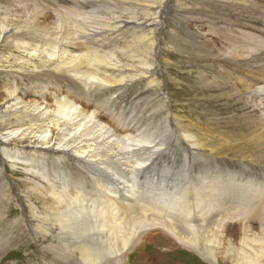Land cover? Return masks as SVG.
<instances>
[{"label":"bare ground","instance_id":"obj_1","mask_svg":"<svg viewBox=\"0 0 264 264\" xmlns=\"http://www.w3.org/2000/svg\"><path fill=\"white\" fill-rule=\"evenodd\" d=\"M227 10L243 21L238 85L205 99H228L226 123L175 110L149 65L130 73L114 56L70 52L102 41L85 17L34 30L43 45L9 43L23 56L0 60L16 65L0 90V159L25 175L15 222L42 264H264V22Z\"/></svg>","mask_w":264,"mask_h":264},{"label":"rangeland","instance_id":"obj_2","mask_svg":"<svg viewBox=\"0 0 264 264\" xmlns=\"http://www.w3.org/2000/svg\"><path fill=\"white\" fill-rule=\"evenodd\" d=\"M84 1L88 3L84 5ZM224 6L246 8L249 13L262 17L260 19L264 22V0H0V23L8 26L9 31L7 38L0 42V60L7 56L10 59L23 56L9 44L12 40L17 38L40 46L44 42L34 30L38 34L46 33L58 18L64 21L66 13L85 17L84 26L104 31L100 38L102 41L72 42V46H68L70 52L84 53L89 50L93 56H114L130 73H140L143 66L149 65L151 79L156 76L162 89L167 93L171 91L169 94L174 109L184 107L182 115L193 119L200 113L205 114V109L208 116L212 111L209 116L211 122H231L234 117L225 119L222 113V105H227V98L221 102L217 100L211 107L205 100L209 94H220L225 85H238L235 79L240 74L236 66L239 62L236 42L239 37L237 31L242 28L243 21L234 20ZM120 21L127 24L117 30L121 26ZM34 61L39 64L36 58L31 62ZM45 69L48 72L54 68L47 65ZM10 70L15 71L16 65L4 68L0 64V90L11 85V74L14 72L10 73ZM180 90L184 91L183 95ZM183 104L186 106L180 107ZM8 128L0 122V135ZM9 143L11 146L15 141ZM17 172L20 171L12 170L8 162L0 159V264H42L37 259V243L27 235L25 226L18 227L15 222L19 214L23 219L27 211L24 207V212V208L16 202L20 190L16 182L22 181L25 176ZM4 174L10 179L8 190L1 186ZM160 257L161 254L157 260ZM186 264L196 263L189 260Z\"/></svg>","mask_w":264,"mask_h":264}]
</instances>
